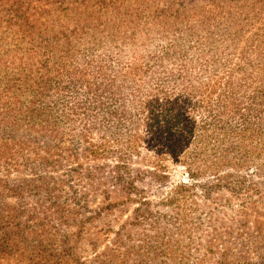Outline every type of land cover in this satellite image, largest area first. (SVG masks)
<instances>
[{
    "label": "trees",
    "instance_id": "1",
    "mask_svg": "<svg viewBox=\"0 0 264 264\" xmlns=\"http://www.w3.org/2000/svg\"><path fill=\"white\" fill-rule=\"evenodd\" d=\"M142 153L201 194L264 181V0H0V264L74 210L65 161L131 195Z\"/></svg>",
    "mask_w": 264,
    "mask_h": 264
},
{
    "label": "rangeland",
    "instance_id": "2",
    "mask_svg": "<svg viewBox=\"0 0 264 264\" xmlns=\"http://www.w3.org/2000/svg\"><path fill=\"white\" fill-rule=\"evenodd\" d=\"M66 162L78 169L79 201L71 212L62 204L55 223L31 221V250L10 264H218L224 254L264 264L263 180L201 194L181 167L168 165L161 179L157 161L142 153L132 166L137 193L128 195L112 178L111 160Z\"/></svg>",
    "mask_w": 264,
    "mask_h": 264
}]
</instances>
